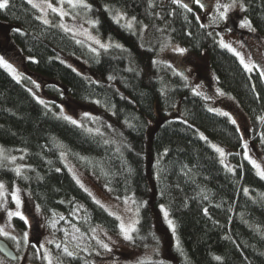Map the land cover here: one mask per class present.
I'll return each instance as SVG.
<instances>
[{
	"label": "trees",
	"instance_id": "16d2710c",
	"mask_svg": "<svg viewBox=\"0 0 264 264\" xmlns=\"http://www.w3.org/2000/svg\"><path fill=\"white\" fill-rule=\"evenodd\" d=\"M86 2L91 7L84 12L96 22L94 31L115 42L106 49L75 38L51 13L52 23L44 24L27 0H9L0 9V33L25 58V70L46 83L45 95L55 100L41 103L29 91L27 76L17 80L0 67V152L20 153L23 164L15 168L0 156V183L22 188L39 206L43 227L56 240L49 247L59 264H94L95 258L103 259L97 252L104 250L94 233L120 231L118 219L77 183L62 154L114 198L133 201L138 220L130 243L141 255L135 262L264 264V179L243 155L248 143L264 162L259 72L247 71L220 46L218 31L204 23L199 8L188 11L173 0ZM237 3L243 4L241 14L251 32L264 39V0ZM118 12L147 26L153 37L164 34L205 61L216 88L230 102L231 109L219 110L236 124L210 111L212 97L196 95L179 72L157 63L154 41L122 18L117 23L113 17ZM65 97L97 110L98 131L58 113L57 103ZM237 111L246 126L238 123ZM213 144L231 150L228 165L221 163ZM161 205L173 222L174 238ZM13 224L25 230L18 217ZM0 259L18 260L1 254Z\"/></svg>",
	"mask_w": 264,
	"mask_h": 264
},
{
	"label": "rangeland",
	"instance_id": "374dc122",
	"mask_svg": "<svg viewBox=\"0 0 264 264\" xmlns=\"http://www.w3.org/2000/svg\"><path fill=\"white\" fill-rule=\"evenodd\" d=\"M28 1V0H27ZM34 3L44 5V0H33ZM54 7L62 8L66 13L63 17L57 13L58 17L52 15V10L47 9L46 12H41L39 10V17L44 16L51 22V16L56 20V24H63L65 27L63 29H70L69 32L75 38L86 41L94 47H100L95 41L98 39L101 43L106 45H113L115 42L110 39L101 38L93 29L94 23L93 20L87 16L84 12V7L77 6L73 7L67 3V0H55L50 1ZM191 3L192 0H183L182 3ZM85 3L86 0H85ZM232 4V0H212L210 4L204 6L201 10V15L204 23L218 31V41L220 43L223 40L225 43L230 44L233 48L238 51L241 56L244 57L245 63L254 65L252 70L259 72H264V39L257 37L248 26L241 27V24L245 21L241 7L237 3L236 7H232L226 13V18L220 19L219 14L216 9V5ZM223 11V7L220 9ZM120 13V12H118ZM121 14V18L126 21L127 24L131 23L132 27H135L139 30L142 37L147 40L154 41L156 44V56L155 61L157 63L164 64L172 72H179L188 86L193 90L196 89L197 92L201 94H208L207 96L211 99L213 98V107L227 111L231 109L230 102L224 98L223 95H220L217 92V88L214 83V76L206 65L205 61L197 60L186 51L180 53L176 51L177 48H183L180 45L172 42L166 35L157 33L155 37L152 36V32L143 24L137 25V22H133L131 18H125ZM42 20V19H40ZM43 21V20H42ZM184 49V48H183ZM229 50V49H228ZM230 51V50H229ZM232 52V51H231ZM234 55L235 53L232 52ZM0 56L4 57L9 63L13 65L16 69L17 74L22 77L27 76L28 86L31 92L39 99L43 100L45 104L49 105L54 99L47 97L44 93L45 82L41 78H37L36 75L28 73L23 64L24 57H22L17 49L11 44L8 37L4 33H0ZM236 56V55H235ZM240 62V57L236 56ZM70 61V60H68ZM242 65V64H241ZM244 67V65H242ZM6 69V68H5ZM8 71V70H7ZM248 71V70H247ZM9 72V71H8ZM10 73V72H9ZM14 76L12 73H10ZM15 77V76H14ZM16 78V77H15ZM264 82V76H261ZM20 79V78H19ZM35 81L36 83H32ZM39 85V87H37ZM58 113L62 116H71L73 119L78 121V123L85 125L97 130L98 126L96 125V120L98 117V112L93 107L85 104H80L74 102L72 99L65 97L62 101L57 103ZM213 108V109H214ZM220 112H223L221 111ZM88 113L89 115H85ZM236 119L241 126H246L247 119L239 111L236 112ZM247 144V148L243 147V155L251 162L255 161L261 166V169L264 170V162L261 160V157L258 155L255 148H252ZM212 146V145H211ZM219 146V145H218ZM223 148V147H220ZM215 149V148H214ZM224 149V155L218 152L221 161L228 165L227 154L231 150ZM229 151V152H228ZM0 156L7 157V160L16 168L17 166L22 167V163L19 164V158L22 156L20 153L11 152L7 154L6 152H0ZM12 157H15L13 160ZM65 165L71 175L76 181H79V185H83V189H87V193H91L92 199L96 202L99 201V204L106 209L110 214L115 216L119 224L124 223L125 227L130 225L134 226L138 220L137 209L134 207L133 201L131 199L118 200L111 196V194L105 191L102 187V190L99 185H97L96 180L93 176L87 172L81 170L78 166L71 163L67 158L62 154ZM255 172L258 174V169L253 165ZM264 179V178H263ZM4 185V184H3ZM2 195H0V228H3L6 232L9 233L8 236L0 235L5 241H9L12 246V249L18 253V260L14 264H28L29 261H32L31 256H34L39 260L40 264H48V259H45L47 254L52 261V264H59L55 259L53 254L50 251L49 245L56 240L48 233V231L43 227V219L40 213L39 227L36 230V225L33 221L34 217L32 212L34 210L39 212L37 207L34 205L29 194L20 187L17 186H6L4 185ZM16 193L21 201L20 211L27 217V223L21 220L25 226V230L20 232L16 230L13 220L17 216H9L10 211H16L17 206L15 200L13 199V193ZM32 211V212H31ZM164 211L160 207L161 216L167 224L169 236L174 238L173 227H170L168 220H171L169 216L166 218L164 216ZM27 233V240L24 239V234ZM133 233V232H132ZM131 233V235H132ZM97 241H103L108 244L109 249H104L101 252L98 251V255H102L103 259L95 258L94 264H142V262H135L137 256H141L135 248L132 247L129 240H126L121 233V230L117 234H111L100 229L98 232L94 233ZM12 237H15L13 239ZM22 245V248L20 247ZM100 244V243H99ZM43 245V247H40ZM101 247V244H100ZM85 250V249H84ZM104 251V252H103ZM122 252V253H120ZM148 253V251H146ZM0 264H12V262H5L0 259Z\"/></svg>",
	"mask_w": 264,
	"mask_h": 264
},
{
	"label": "snow or ice",
	"instance_id": "6c2138e0",
	"mask_svg": "<svg viewBox=\"0 0 264 264\" xmlns=\"http://www.w3.org/2000/svg\"><path fill=\"white\" fill-rule=\"evenodd\" d=\"M173 2L174 3H177V4H181V6L184 7L185 9H188V11H191L192 10L191 8H189L188 4L182 3V0H173ZM195 2L201 8L204 7V5L200 2V0H195ZM28 3L31 4L33 8H39L41 12H46L47 9H51L52 12L59 13V15L61 17H63L64 15H66V13L62 10V8L54 7L52 5V3L50 2V0H44V5L43 6L41 4L34 3L33 0H28ZM67 3L70 4V5H72L73 7H77V6H81V7H84V8H90L91 7V5L85 3V0H67ZM8 6H9V0H0V9H6ZM236 6H237V0H232V4H230V5L229 4L220 5L219 3H217L216 9H217V12L219 14V18L220 19L226 18V13L228 12V10L230 8L236 7ZM239 6L241 8H243V4L242 3ZM221 7H223V9H224L223 11L220 10ZM120 18H121V14L120 13H117L113 17V19H115L117 23H119ZM37 19H42L44 24H49L50 23V21L47 18H45L44 16L37 17ZM133 19H135V18H133ZM92 23H96V22L93 21ZM59 26L62 27V28L65 27V25H63V24H61ZM127 26L129 28L132 27L131 23H129ZM245 26L250 27V22L247 21V20H245L241 24V27H245ZM65 30L70 31V29H67V28ZM252 30L254 31L255 29H252ZM17 31H20V30L17 29ZM95 42L97 44H99L101 48H105L106 49L107 47H109V45H106L104 43H101V41L98 40V39ZM220 46L221 47H224V48H227L230 51L234 52L236 56L240 57V63L242 65H244V68L246 70H248V71H252L254 65L249 64V63H245L244 57L241 56V54L238 51H236V49L233 48L230 44H227L223 40H221L220 41ZM116 47H121V46L120 45H116ZM92 51L95 52L96 49L93 48ZM176 51H178L180 53H183L186 50L183 49V48H177ZM29 59H33V58L32 57H29ZM0 67L6 68L10 73H12L16 77L17 80H19L20 76L17 74L16 69L13 67V65L11 63H9L7 60H5L4 57H2V56H0ZM261 76H264V72H261ZM109 78L111 79V77H109ZM32 83L35 84L36 82L35 81H32ZM37 87H39V85H37ZM29 91H31V90H29ZM193 91L195 92L196 95H201V93L200 92H197L195 88L193 89ZM217 92H219L220 95H224V93L221 92L219 89H217ZM40 102L41 103H44L43 100H41ZM210 111L220 112L219 109H210ZM220 114L223 115V116L229 117V119L231 120V123L232 124H236L235 119H232L231 116H230V114L228 112H220ZM85 115L87 116L89 114L88 113H85ZM64 119L70 121L72 124H77L78 123V121H76L75 119H73L71 116H65ZM88 131H92V130L89 129ZM200 135H201V138L202 139H205V140L207 139V137H205L203 135V133H201ZM212 147L215 148L216 151L221 154V156L224 155V149L223 148H220V147H218V146H216L214 144L212 145ZM244 147L247 148V144L246 143H245ZM165 151H167V150H165ZM12 159L14 160L15 157H12ZM221 163H223V161H221ZM252 163L258 169V175L261 178H264V170L261 169V166L259 164H257L255 161H252ZM57 171H59V169H57ZM16 173H17V175H20L19 168L16 169ZM25 179H27V177H25ZM77 183H79V181H77ZM81 187H83V185H81ZM3 188H4L3 183H0V190H3ZM85 191H87V189H85ZM244 191L247 192V189H245ZM0 195H2V191H0ZM89 195H91V193H89ZM13 199L15 200V203H16V206H17V210L14 211V212L13 211H10L8 213V215L10 217L11 216H17L21 220H23L25 223H27V217L23 214V212H21L19 210L20 209V205H21V201H20L19 196L15 192L13 193ZM96 203L99 204V201H96ZM37 207H39V206H37ZM163 208H164V206L161 205V209L162 210H163ZM205 211H207V210H205ZM168 215H169V213L165 210L164 211V216L167 218ZM168 224H169L170 227H173V229H174V225H173V222L171 220H168ZM119 227H120L121 233L123 234L124 238L126 240L131 241L133 239V236L131 235V233L134 232V231H136L134 224L133 225H130L128 227H125L124 223L121 222V224L119 225ZM0 235L8 236L9 233L6 232L3 228H0ZM12 238L15 239V237H12ZM27 238H28L27 237V233H25L24 234V239L27 240ZM98 243L101 244V247H103L104 249H108L110 251L108 244L104 243L103 241H98ZM40 247H43V245H40ZM57 247H60V245H57ZM64 252L67 255H69V256L73 255L72 252H69L68 251L67 247L64 248ZM45 259H48V264H52L51 258L47 254L45 255ZM215 259L220 260L221 257L217 256V257H215Z\"/></svg>",
	"mask_w": 264,
	"mask_h": 264
},
{
	"label": "water",
	"instance_id": "95a60500",
	"mask_svg": "<svg viewBox=\"0 0 264 264\" xmlns=\"http://www.w3.org/2000/svg\"><path fill=\"white\" fill-rule=\"evenodd\" d=\"M0 254L10 261H16L18 254L14 249L0 237ZM28 264H40L39 262H29Z\"/></svg>",
	"mask_w": 264,
	"mask_h": 264
},
{
	"label": "flooded vegetation",
	"instance_id": "af4514ba",
	"mask_svg": "<svg viewBox=\"0 0 264 264\" xmlns=\"http://www.w3.org/2000/svg\"><path fill=\"white\" fill-rule=\"evenodd\" d=\"M183 1V0H182ZM200 2L205 6V5H207V4H210L211 2H212V0H200ZM186 4H188V6H189V8H199V9H202L196 2H195V0H192V2L191 3H188V2H186ZM204 8V7H203ZM201 11V10H200ZM32 212V211H31ZM34 212L35 213H33L32 212V215H33V217H34V219H33V221H34V223H35V225H36V230H37V228L39 227V225H37V224H39V221L42 223V220H40V215L38 214L39 212H36L35 210H34ZM19 218V217H18Z\"/></svg>",
	"mask_w": 264,
	"mask_h": 264
}]
</instances>
